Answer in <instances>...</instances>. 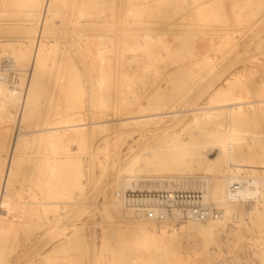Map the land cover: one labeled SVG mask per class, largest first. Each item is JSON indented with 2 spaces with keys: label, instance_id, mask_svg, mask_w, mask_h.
<instances>
[{
  "label": "bare ground",
  "instance_id": "1",
  "mask_svg": "<svg viewBox=\"0 0 264 264\" xmlns=\"http://www.w3.org/2000/svg\"><path fill=\"white\" fill-rule=\"evenodd\" d=\"M0 74V264H264V0H0Z\"/></svg>",
  "mask_w": 264,
  "mask_h": 264
},
{
  "label": "built area",
  "instance_id": "2",
  "mask_svg": "<svg viewBox=\"0 0 264 264\" xmlns=\"http://www.w3.org/2000/svg\"><path fill=\"white\" fill-rule=\"evenodd\" d=\"M0 78L4 79L3 74ZM125 198L130 206L151 219L171 218L176 210L181 219L204 220L218 215V210L205 202L204 192L199 189L139 188L128 191Z\"/></svg>",
  "mask_w": 264,
  "mask_h": 264
},
{
  "label": "rangeland",
  "instance_id": "3",
  "mask_svg": "<svg viewBox=\"0 0 264 264\" xmlns=\"http://www.w3.org/2000/svg\"><path fill=\"white\" fill-rule=\"evenodd\" d=\"M0 132H1V130H0ZM210 152H211V153H210L211 156H216V155H217V153H216L215 151H213V150L210 151ZM94 191H95V187H93V185H90V187H89V193L92 194ZM184 243H185L184 245H185V247H186V245H187L186 243H187V242H184ZM185 247H184V249H186ZM213 247H217V246L214 245ZM231 255H232L231 253H226V252H224V253L222 254V256H223V257H226V258H229ZM214 263L216 264V262H213L212 264H214Z\"/></svg>",
  "mask_w": 264,
  "mask_h": 264
}]
</instances>
